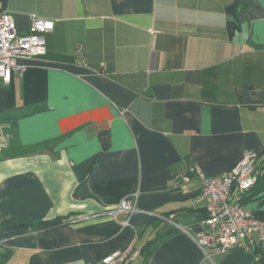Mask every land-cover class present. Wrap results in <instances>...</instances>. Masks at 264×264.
<instances>
[{
	"label": "crops",
	"instance_id": "crops-1",
	"mask_svg": "<svg viewBox=\"0 0 264 264\" xmlns=\"http://www.w3.org/2000/svg\"><path fill=\"white\" fill-rule=\"evenodd\" d=\"M233 1L0 0L21 32L32 13L54 21L47 53L0 78V111H27L15 152L0 126V224H14L0 227V264H100L133 241L127 264H264L242 247L205 255L202 186H175L192 163L222 175L246 150L264 165V0H242L230 35ZM129 197L137 211L111 218ZM245 208L264 213V191Z\"/></svg>",
	"mask_w": 264,
	"mask_h": 264
},
{
	"label": "built area",
	"instance_id": "built-area-1",
	"mask_svg": "<svg viewBox=\"0 0 264 264\" xmlns=\"http://www.w3.org/2000/svg\"><path fill=\"white\" fill-rule=\"evenodd\" d=\"M30 25L21 32L11 12L0 14V78L9 83L13 73L23 72L27 65L24 60L42 57L47 53L45 34L54 28V21L30 14ZM76 57L84 62V44L77 43ZM259 156L253 150H246L241 160L227 173L210 175L192 163L175 176V186L182 187L193 180L200 182L202 189L196 201L208 200L205 206L208 216L202 221V229L195 237L198 245L209 256L210 249L226 252L242 247L264 255V220L256 217L242 203V196L257 181L256 168ZM136 197H129L114 210L110 217L117 220L120 212L132 215L137 211ZM129 225V219L124 221ZM140 254L134 241L123 251L105 256L100 264H127Z\"/></svg>",
	"mask_w": 264,
	"mask_h": 264
},
{
	"label": "trees",
	"instance_id": "trees-1",
	"mask_svg": "<svg viewBox=\"0 0 264 264\" xmlns=\"http://www.w3.org/2000/svg\"><path fill=\"white\" fill-rule=\"evenodd\" d=\"M243 3L242 0H234L232 3L228 4L226 6V11L229 15L228 21H227V26H228V31L230 35H233L236 30L240 28V20L238 18V13L242 9ZM27 114V111L22 110V109H11V110H5V111H0V126H3V128L8 132L11 140L10 144V149L9 150H3L2 153L4 155L9 154L10 152L17 150V137L15 136L14 130L17 127V121L22 117ZM103 140L105 141V134L103 135ZM15 152V151H14ZM256 173L258 175L256 183L247 191L243 193L242 196V203L245 205L249 201H251L253 198L257 197L260 193L264 191V165H257L256 168ZM203 219H205L208 216V212H204ZM256 217H258L261 220H264V213L261 215L255 214ZM64 222V217H57L52 220H41L38 222H33L30 223V226L33 227L35 230H41V229H47L50 227H55L58 225L63 224ZM14 224L11 221H5L0 224V227H10L13 226ZM178 228L176 226L171 225V227L165 232L160 234V239L176 231ZM158 238V239H159ZM157 239H151L149 240L146 245L142 248L141 252L145 255V258H148L149 255L153 252L156 244H157Z\"/></svg>",
	"mask_w": 264,
	"mask_h": 264
}]
</instances>
